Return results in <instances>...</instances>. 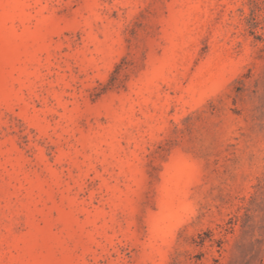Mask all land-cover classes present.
<instances>
[{"label": "rangeland", "instance_id": "374dc122", "mask_svg": "<svg viewBox=\"0 0 264 264\" xmlns=\"http://www.w3.org/2000/svg\"><path fill=\"white\" fill-rule=\"evenodd\" d=\"M0 264H264V0H0Z\"/></svg>", "mask_w": 264, "mask_h": 264}]
</instances>
